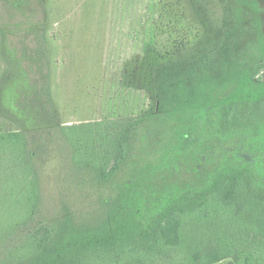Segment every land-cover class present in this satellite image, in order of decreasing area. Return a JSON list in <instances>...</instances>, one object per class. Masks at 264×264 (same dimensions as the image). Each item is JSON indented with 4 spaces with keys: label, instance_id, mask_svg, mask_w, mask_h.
<instances>
[{
    "label": "rangeland",
    "instance_id": "374dc122",
    "mask_svg": "<svg viewBox=\"0 0 264 264\" xmlns=\"http://www.w3.org/2000/svg\"><path fill=\"white\" fill-rule=\"evenodd\" d=\"M263 75L264 0H0V134L22 133L40 174L32 220L0 227V264H139L138 223L166 199L228 167L263 183L264 133L217 120L222 106L264 101ZM141 116L131 163L110 181L73 164L70 126L89 136Z\"/></svg>",
    "mask_w": 264,
    "mask_h": 264
},
{
    "label": "trees",
    "instance_id": "16d2710c",
    "mask_svg": "<svg viewBox=\"0 0 264 264\" xmlns=\"http://www.w3.org/2000/svg\"><path fill=\"white\" fill-rule=\"evenodd\" d=\"M257 76L258 71L253 74ZM258 79L264 80V75ZM145 120L141 116L87 125L89 136L81 135L79 126H70L72 133L79 132L72 146L73 164L91 166L110 181L117 170L131 163L136 131ZM217 120L224 133L252 130L262 135L264 101L222 106L217 109ZM199 135V126L190 122L184 142L194 145ZM35 156L22 133L0 134V227L25 226L37 210L40 174ZM138 225L149 252L138 255L139 264H163L172 251L180 249H184L183 260L175 262L171 257L172 264H217L228 258L237 264H264V182L247 165L225 168L201 191L166 199L152 224Z\"/></svg>",
    "mask_w": 264,
    "mask_h": 264
}]
</instances>
